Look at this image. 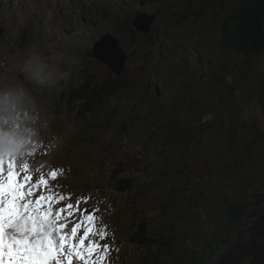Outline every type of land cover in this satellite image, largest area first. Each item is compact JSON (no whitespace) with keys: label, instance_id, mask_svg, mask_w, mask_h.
Here are the masks:
<instances>
[{"label":"rangeland","instance_id":"rangeland-1","mask_svg":"<svg viewBox=\"0 0 264 264\" xmlns=\"http://www.w3.org/2000/svg\"><path fill=\"white\" fill-rule=\"evenodd\" d=\"M178 1L163 0L161 4L159 0H147L145 6L138 2L133 4L132 0L1 1L0 79L23 87L32 101L22 113H16L15 120L29 122L26 131L32 144L36 145L37 155L33 160L37 165L65 170L59 180L63 192H74L77 196L90 194L93 197L90 203L101 208L103 220L114 233L119 247V252L112 253L111 264H122L129 253L134 264L141 253L142 259L138 264L147 262L149 257L143 250L137 247L136 252L135 246L128 243L129 236L137 229L135 224L142 209L154 239L171 233V237L164 236L169 238L166 248L170 253L165 247L160 250L162 260L166 264H183V259L192 255L189 245L197 251L202 250L203 238H209L207 226L225 219L222 212L226 201L249 190L247 199L254 203L255 194L264 188V95L259 91L264 57L252 60L247 71L235 68V77L230 81L235 86L233 95L223 105L215 102L212 117L203 119L205 123L201 129L206 125L203 135L197 128L202 122L199 120L192 127H185L188 130L187 143L179 136L171 149L161 138L162 129L168 123L166 115L163 114L157 124L152 122L158 107L162 106L165 111L169 106L162 95L156 94L151 77L140 74L147 64L158 66L156 47L152 50V45L143 41L138 51L137 47L128 46L124 35L114 29L116 24L129 19L136 32L146 33L135 28L136 14L152 17L151 32L155 26L161 29L163 25L159 18L162 12L157 8L163 7L164 3L172 8ZM126 2L130 4L125 6ZM177 9L179 19H182L184 7L178 4ZM107 31L112 32L121 49L129 53L125 69L119 76L139 75L136 76L139 83L145 85L148 80V87L155 93L159 104L144 98L130 101L122 95L114 99L110 97L105 107L107 111L102 113L105 123L100 122L106 127V135L97 136L94 141L101 138L98 144L92 141L88 146L95 136L89 131L86 132L89 137L75 136V143L71 145L67 137L73 130L79 124L93 121L90 114L97 122L100 115L83 112L77 103L66 110L64 101L69 100L70 95L72 100H77L75 93L80 88L93 91L94 86L109 76L108 72L117 77L91 53L92 45ZM53 50L70 75L56 88L40 87L21 71L22 59L32 52L48 55ZM133 52L134 56L130 58ZM157 85L164 90L162 83ZM233 97L240 98L233 102H240L236 116L232 115L234 106L229 108V100ZM123 114L126 115L124 119ZM179 114L182 124L187 125L185 120L189 115L185 114L184 120L181 110ZM19 127V124L3 127L7 132L0 134V144L5 136L23 138ZM56 133L57 140L53 138ZM198 134L201 138L197 143H189V136ZM229 137L231 144L227 142ZM160 145L168 148V152L162 153ZM70 146L72 150L69 152ZM128 151H132L129 157L124 153ZM119 159L124 165L121 171H116ZM124 177L130 178L134 185L131 190L121 192L117 189L118 181ZM93 178L101 186L97 191ZM236 226L233 236H237L240 230L248 233L247 222Z\"/></svg>","mask_w":264,"mask_h":264},{"label":"trees","instance_id":"trees-1","mask_svg":"<svg viewBox=\"0 0 264 264\" xmlns=\"http://www.w3.org/2000/svg\"><path fill=\"white\" fill-rule=\"evenodd\" d=\"M162 1L159 0L161 4ZM137 2L144 6L147 4V0H132L133 4ZM128 4L130 3L126 2L125 6ZM178 4L181 8L184 7L182 19H179ZM175 5L171 8L164 3L163 7L157 8L162 12L159 20L163 27L161 29L157 26L153 27L150 34L136 32L129 19L116 24L114 29L124 35L128 46H135L138 51L143 41L152 45L150 47L152 50L156 47L155 59L158 66L150 64L147 66V64L140 74L150 76L151 82L164 85L161 95L169 102V106L165 111L162 106L158 107L152 122L157 124V120L163 118V114L166 115L168 123L162 129L161 138L171 149L179 136L187 143L188 130L185 127H192L199 120L202 122L197 128L203 135L206 129V125L201 129L205 123L203 119L212 117L215 102L217 105H223L222 103L228 102V98L233 95L235 86L230 84V81L235 77V68L247 71L252 60L264 57V0H179ZM193 22L198 24H191ZM145 69H149V72H145ZM108 75L103 78V83L94 86L93 91L80 88L75 93L77 100L64 102L65 109L77 103L83 112H96L95 115L102 116V113L107 111L105 107L109 98L114 99L119 95L130 101L144 98L148 99L145 101L159 104L155 93L148 87V80L145 85L139 83L136 77L139 75L123 74L114 77L109 72ZM243 78L246 79V76L243 75ZM259 91L264 95V71L261 75ZM236 100L240 98L233 97L229 100V108L234 106L233 116L240 111V102L233 103ZM180 110L184 120L185 114L189 115L185 120L187 125L182 124ZM125 116L123 114L122 119ZM101 120L105 123L104 117ZM98 123L101 127L96 126L94 130L99 127L104 129L105 126L101 125L100 120ZM89 131L87 123L79 124L67 140L72 145L76 138L89 137L90 135L86 133ZM90 134L93 133L90 131ZM56 136L57 133L53 134L55 140H57ZM75 136L80 137L75 138ZM262 137L264 138V129ZM189 138V143L196 144L201 135H192ZM227 142L231 144L232 139L227 138ZM160 148L162 153L168 152V148L163 145H160ZM71 150L70 146L69 152ZM124 153L129 157L132 151ZM32 163L34 167H38L36 161L32 160ZM116 165L118 166L115 168L116 171H121L124 162L119 159ZM44 171H48V168H44ZM159 172L164 173L162 169ZM92 182L97 183L95 191L101 188L98 180L93 178ZM132 185L134 182L124 177L118 181L117 189L121 192L128 191L131 190ZM250 186L249 183L248 188ZM248 194L249 190H246L226 201L222 212L225 219H219L207 226L206 233H209V238H203L202 250L197 251V248L187 242L192 249V255L183 259V264H264V188L261 193L255 194L254 203L247 199ZM144 211L140 210L141 215L135 224L137 229L129 236L128 243L135 246L136 252L138 247L149 257L143 264H166L159 254L164 247L166 251L168 250L166 246L169 238L165 239L164 236L171 237V233L161 234L160 239H154L146 213L143 214ZM243 221L249 224L248 233L240 230L237 236H233L236 225ZM167 252L170 253L169 250ZM142 254L135 264L140 262ZM131 257L130 253L125 256L127 260L122 264L129 262L134 264Z\"/></svg>","mask_w":264,"mask_h":264},{"label":"snow or ice","instance_id":"snow-or-ice-1","mask_svg":"<svg viewBox=\"0 0 264 264\" xmlns=\"http://www.w3.org/2000/svg\"><path fill=\"white\" fill-rule=\"evenodd\" d=\"M36 155L30 139L0 144V264H111L119 247L101 208L65 194V170L34 167Z\"/></svg>","mask_w":264,"mask_h":264},{"label":"clouds","instance_id":"clouds-1","mask_svg":"<svg viewBox=\"0 0 264 264\" xmlns=\"http://www.w3.org/2000/svg\"><path fill=\"white\" fill-rule=\"evenodd\" d=\"M21 71L28 79L40 87L56 88L62 80H67L70 72L61 66L58 54L53 50L48 55L32 52L22 59ZM31 98L26 90L0 79V127L10 128L19 124V132L25 140L29 139L26 128L29 122L15 120L17 112H23L30 104Z\"/></svg>","mask_w":264,"mask_h":264},{"label":"water","instance_id":"water-1","mask_svg":"<svg viewBox=\"0 0 264 264\" xmlns=\"http://www.w3.org/2000/svg\"><path fill=\"white\" fill-rule=\"evenodd\" d=\"M134 26L137 30L148 32L151 29L152 17L146 14L135 15ZM92 57L107 66L119 76L125 69L126 54L121 49L119 40L111 33L103 34L91 48Z\"/></svg>","mask_w":264,"mask_h":264},{"label":"bare ground","instance_id":"bare-ground-1","mask_svg":"<svg viewBox=\"0 0 264 264\" xmlns=\"http://www.w3.org/2000/svg\"><path fill=\"white\" fill-rule=\"evenodd\" d=\"M147 12V11H146ZM148 14H149V12H148ZM151 30H152V28L150 29V31H148V32H146V33H149V32H151ZM106 33H111L112 34V32H110V31H107ZM124 52H125V54H126V58H127V56H128V54L129 53H127L125 50H124ZM134 56V52L133 53H131V56H130V58L131 57H133ZM100 63V62H99ZM110 70V69H109ZM123 75V74H122ZM121 75V76H122ZM115 76H117V75H115ZM118 77V76H117ZM120 77V76H119ZM150 84H152V83H150ZM153 84H155L154 85V90H155V92H156V94L158 95V96H161V88L155 83V82H153ZM69 100H72V96L70 95V98H69ZM68 101V100H67ZM66 102V101H65ZM71 107H74V106H71ZM76 109H77V107H76ZM76 109H74L75 111H76ZM91 117H92V119L91 120H93V121H88L87 122V126H88V129L95 135V137H94V139L97 137V136H105L106 135V133H105V131H104V129L103 128H100L101 126L98 124V122L96 121V120H94V117H93V114L92 115H90ZM102 119V116L100 115V122L102 121L101 120ZM89 122H92V123H89ZM96 126H100L99 127V129H97V130H94V128L96 127ZM101 138H98V139H96L95 141H94V143H96V144H98V141L100 140ZM93 142H91V143H89L88 144V146H91V144H92ZM87 146V147H88Z\"/></svg>","mask_w":264,"mask_h":264},{"label":"flooded vegetation","instance_id":"flooded-vegetation-1","mask_svg":"<svg viewBox=\"0 0 264 264\" xmlns=\"http://www.w3.org/2000/svg\"><path fill=\"white\" fill-rule=\"evenodd\" d=\"M65 102V101H64Z\"/></svg>","mask_w":264,"mask_h":264}]
</instances>
